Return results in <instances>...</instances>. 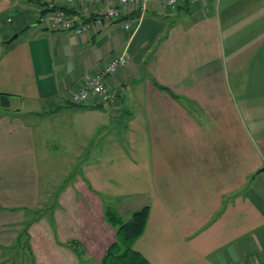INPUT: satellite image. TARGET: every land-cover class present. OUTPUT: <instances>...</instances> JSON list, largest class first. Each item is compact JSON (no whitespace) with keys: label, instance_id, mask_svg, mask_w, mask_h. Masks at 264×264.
Segmentation results:
<instances>
[{"label":"crops","instance_id":"0c3cea01","mask_svg":"<svg viewBox=\"0 0 264 264\" xmlns=\"http://www.w3.org/2000/svg\"><path fill=\"white\" fill-rule=\"evenodd\" d=\"M137 10L77 36L49 29L39 0H0V247L21 243L19 264H100L116 239L105 207L148 205L132 247L150 264L264 261V0ZM124 51L114 103L67 101ZM18 256L0 248V264Z\"/></svg>","mask_w":264,"mask_h":264},{"label":"built area","instance_id":"2783aa9c","mask_svg":"<svg viewBox=\"0 0 264 264\" xmlns=\"http://www.w3.org/2000/svg\"><path fill=\"white\" fill-rule=\"evenodd\" d=\"M50 7L48 16L44 18L45 24L52 30H64L81 36L100 28L105 21H115L126 7H136L143 10L149 0H39ZM80 1L89 4H100L101 12L95 15H86V7L79 14H69L64 5ZM197 0H161L162 6L168 10H176L184 2ZM85 16V17H83ZM124 28L131 33L134 28L129 23ZM129 60L126 51L115 54L106 61L93 75L88 76L80 87L67 92V101L74 105L103 104L109 105L116 101L118 95L106 83V77L111 76L125 66ZM245 264H264V261L250 260Z\"/></svg>","mask_w":264,"mask_h":264},{"label":"trees","instance_id":"16d2710c","mask_svg":"<svg viewBox=\"0 0 264 264\" xmlns=\"http://www.w3.org/2000/svg\"><path fill=\"white\" fill-rule=\"evenodd\" d=\"M8 105V97L0 94V106L8 107ZM148 212V205H144L134 210L128 219H122L111 206L105 207L104 217L115 227L116 239L108 245L100 264H150L132 247L133 242L144 230ZM69 245L78 255L83 253V248L78 243L72 241Z\"/></svg>","mask_w":264,"mask_h":264},{"label":"rangeland","instance_id":"374dc122","mask_svg":"<svg viewBox=\"0 0 264 264\" xmlns=\"http://www.w3.org/2000/svg\"><path fill=\"white\" fill-rule=\"evenodd\" d=\"M49 198V200H50V202H48L49 204L47 205V207H49L52 203H53V201L55 200V198L53 197V196H49L48 197ZM41 209L39 208V212H38V210H36L35 212H34V217H37L38 215H40V213L41 212H43V211H40ZM36 214H38L37 216H36ZM30 215V214H29ZM68 247H70V245H69V243H67L66 244ZM1 249H2V251L3 252H5V253H9V252H12V250L13 251H17L18 252V254H19V256H20V258H19V256H18V258H11L10 260H8V263H6L5 262V264H19L20 262L19 261H26V259L23 257V259H21V255H20V251L22 250V247H21V243H19V242H15L14 244H12V246H9L8 244H3L1 247H0ZM71 248V247H70ZM83 248V247H82ZM78 249H80L79 247H78ZM82 250V249H81ZM83 251V253H81V255H83L84 253H85V251L84 250H82ZM74 252V251H73ZM30 255L28 256V258H27V261H28V264H31V260H30Z\"/></svg>","mask_w":264,"mask_h":264},{"label":"water","instance_id":"95a60500","mask_svg":"<svg viewBox=\"0 0 264 264\" xmlns=\"http://www.w3.org/2000/svg\"><path fill=\"white\" fill-rule=\"evenodd\" d=\"M140 13H141V10L139 9V10H137V11H136L132 16H130V17L132 18V17H134V16H139ZM16 35H17V34H14L13 37H15ZM262 170H264V165H262L261 167H259V168L256 170L255 173H258V172H260V171H262Z\"/></svg>","mask_w":264,"mask_h":264}]
</instances>
